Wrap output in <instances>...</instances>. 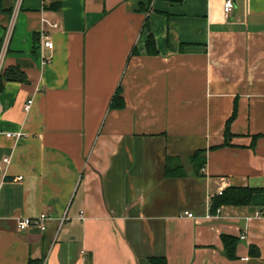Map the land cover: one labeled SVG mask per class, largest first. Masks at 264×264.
I'll return each instance as SVG.
<instances>
[{
    "label": "crops",
    "instance_id": "obj_1",
    "mask_svg": "<svg viewBox=\"0 0 264 264\" xmlns=\"http://www.w3.org/2000/svg\"><path fill=\"white\" fill-rule=\"evenodd\" d=\"M17 1L0 0V49L15 15L0 74L26 75L0 82V264H264V191L211 206L264 188V0L228 17L225 0ZM42 212L44 231L17 229Z\"/></svg>",
    "mask_w": 264,
    "mask_h": 264
},
{
    "label": "trees",
    "instance_id": "obj_2",
    "mask_svg": "<svg viewBox=\"0 0 264 264\" xmlns=\"http://www.w3.org/2000/svg\"><path fill=\"white\" fill-rule=\"evenodd\" d=\"M144 31L146 30V39H145V51L147 54H155L156 48H155V41L152 33L148 30L147 21L144 23L143 26ZM1 79L6 80H14V81H25L26 75L25 73L18 67V66H10L3 70V72L0 74V82ZM113 105H120L122 106V97L120 95V90L118 89L115 93L113 100ZM234 113L232 116L226 121L225 129H224V143H227L231 134L228 130V124L230 120L233 118ZM201 151H197L193 157L192 160H196L198 156H200ZM169 163V161H168ZM203 165V162H199L197 164V167H201ZM181 166L175 165V167L172 169L169 167V165H166L165 167V173L166 175H173V174H180ZM264 191V188H253V187H247V186H229L226 189L222 191V194H219L217 197H214L212 199V209L215 210L220 205H245L248 204L254 193ZM222 241L225 246V252L226 256L228 258H234L235 257V244L237 242V239L230 235H222ZM248 253L250 256H258V250L253 247L249 246ZM149 261L151 264H167V261L165 257L163 256H154L149 257ZM28 264H42L41 258H32L30 257L28 260Z\"/></svg>",
    "mask_w": 264,
    "mask_h": 264
},
{
    "label": "built area",
    "instance_id": "obj_3",
    "mask_svg": "<svg viewBox=\"0 0 264 264\" xmlns=\"http://www.w3.org/2000/svg\"><path fill=\"white\" fill-rule=\"evenodd\" d=\"M19 1L20 0L17 1V6L19 4ZM233 7H234V1L233 0H225L224 1L223 12H224V15L226 17H228V15L232 12ZM14 16L15 15L13 14L11 17V20L8 22V24L6 26V32H5V35L3 38L4 39L3 45L0 49V66H1L3 54L5 53V50L7 47V42L9 40L10 34L12 32V29H13V25H14V23H13L14 18L13 17ZM42 22L51 26V27H56V25H57L56 23H49L45 19H42ZM39 40H40V45H41V48H40L41 51L43 49L50 50L53 48V42L50 39L49 34L43 28L40 31ZM48 61H49V57L45 56L42 52L41 64L42 65L46 64ZM31 102H32L31 99L26 102V104L24 105L25 110H27L30 107ZM6 136L13 137L15 140H18L22 136V133L19 131L15 132V133H7ZM3 160L6 162L8 161L7 158H4ZM21 178H22V176H17V177H15L14 180H20ZM219 194H222V191H219ZM259 214H260L259 212H255L256 216H258ZM185 215L188 217H193V214L189 213V212H185ZM49 218H50L49 215L47 213H44V212H42L39 215L34 216V217H19L16 221V226H17L18 230H25V229L30 228V227H38L41 231H44L46 229V223L49 220ZM80 218L84 219L83 212H81ZM63 219L64 218L61 219V222Z\"/></svg>",
    "mask_w": 264,
    "mask_h": 264
}]
</instances>
